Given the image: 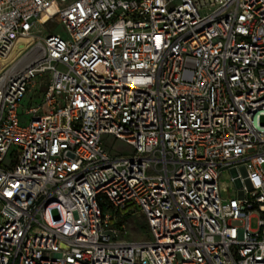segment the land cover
I'll use <instances>...</instances> for the list:
<instances>
[{"label":"built area","instance_id":"obj_1","mask_svg":"<svg viewBox=\"0 0 264 264\" xmlns=\"http://www.w3.org/2000/svg\"><path fill=\"white\" fill-rule=\"evenodd\" d=\"M0 214V264H264V0H0Z\"/></svg>","mask_w":264,"mask_h":264},{"label":"rangeland","instance_id":"obj_2","mask_svg":"<svg viewBox=\"0 0 264 264\" xmlns=\"http://www.w3.org/2000/svg\"><path fill=\"white\" fill-rule=\"evenodd\" d=\"M39 34H43L46 31L57 32L61 36L66 37L67 31L64 29L62 24L55 21H49L45 25H39ZM46 78H36V84L33 87L30 95L34 98L35 101L40 100V92L44 89L43 80ZM30 116V115H29ZM29 116H26L27 118ZM27 118H22V123L27 122ZM103 146L106 151L112 156L119 155H128L132 153L133 148L127 144L124 140L115 138L112 135H103L102 136ZM232 173L223 168L220 172L218 184L220 188V194L222 198H227L228 196H236V184L231 179ZM2 216L0 214V221ZM256 219L255 217L251 218L250 224L251 227H255ZM126 231L122 233L119 237L121 241H140V240H150L152 238L150 229L147 225L146 217L141 213H134L126 216L125 219Z\"/></svg>","mask_w":264,"mask_h":264}]
</instances>
